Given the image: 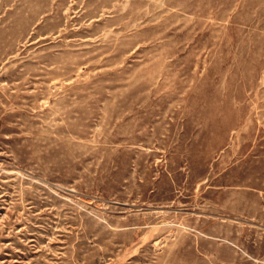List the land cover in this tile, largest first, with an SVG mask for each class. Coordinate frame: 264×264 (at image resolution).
Masks as SVG:
<instances>
[{
    "label": "rangeland",
    "instance_id": "rangeland-1",
    "mask_svg": "<svg viewBox=\"0 0 264 264\" xmlns=\"http://www.w3.org/2000/svg\"><path fill=\"white\" fill-rule=\"evenodd\" d=\"M0 264H264V0H0Z\"/></svg>",
    "mask_w": 264,
    "mask_h": 264
}]
</instances>
